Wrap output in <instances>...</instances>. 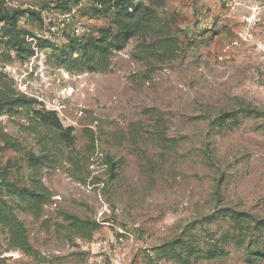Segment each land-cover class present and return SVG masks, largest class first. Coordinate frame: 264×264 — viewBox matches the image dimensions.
I'll use <instances>...</instances> for the list:
<instances>
[{
    "label": "rangeland",
    "instance_id": "1",
    "mask_svg": "<svg viewBox=\"0 0 264 264\" xmlns=\"http://www.w3.org/2000/svg\"><path fill=\"white\" fill-rule=\"evenodd\" d=\"M1 8L0 199L37 256L0 225V264H264V0ZM46 14L67 17L55 41ZM35 180L50 193L37 215L18 196Z\"/></svg>",
    "mask_w": 264,
    "mask_h": 264
},
{
    "label": "trees",
    "instance_id": "2",
    "mask_svg": "<svg viewBox=\"0 0 264 264\" xmlns=\"http://www.w3.org/2000/svg\"><path fill=\"white\" fill-rule=\"evenodd\" d=\"M1 3L2 1H0V8ZM132 8L133 6L126 8V13L127 11L132 12ZM1 9L3 10V8ZM136 9L137 8L134 7V10ZM11 13V19L13 20V25H15L20 13L18 10L12 11ZM36 15L37 18L41 20L39 18V13H36ZM131 33L132 31H120L115 35V40L120 43L123 37L127 39L131 35ZM86 48L88 49L87 46ZM89 51L91 52V54H94L96 51H98V49L89 47ZM24 100V97L17 99L18 102H22ZM34 115L38 118V121L41 124L46 125L54 131L58 132L61 141L65 143L72 142L73 129L71 127L64 128L54 111H36ZM34 187L35 189L32 193H25L18 196L21 203L23 204L24 209L33 215H37L40 212L42 205L45 204L50 198V193L47 191L46 187L40 180H35ZM64 218L69 222L71 229L74 230V232L78 236L83 238H91L92 232L97 228V225L95 223L79 219L70 214H65ZM0 225L7 229L9 241L13 247L19 249L25 255L33 257L37 256V253L31 248L28 242L27 231L24 224L17 219L12 208L2 199H0Z\"/></svg>",
    "mask_w": 264,
    "mask_h": 264
},
{
    "label": "built area",
    "instance_id": "3",
    "mask_svg": "<svg viewBox=\"0 0 264 264\" xmlns=\"http://www.w3.org/2000/svg\"><path fill=\"white\" fill-rule=\"evenodd\" d=\"M0 1H4L6 3H10V0H0ZM74 12V11H73ZM69 16H72L73 13H69ZM43 21H44V26L46 28V32L47 34H49V38L51 39V41H55L56 36L59 35V30H63L65 27V18H67L66 16H64L62 19V21H59V23H56V20L54 19L53 15L50 14H46V15H42ZM248 21V27H247V31L244 35V40H248L249 38L252 37V29L254 27V21H252V19L247 20ZM237 43L235 42L234 45H236Z\"/></svg>",
    "mask_w": 264,
    "mask_h": 264
}]
</instances>
